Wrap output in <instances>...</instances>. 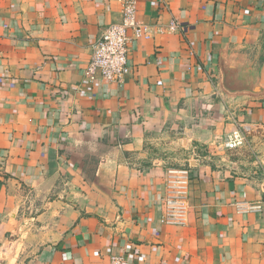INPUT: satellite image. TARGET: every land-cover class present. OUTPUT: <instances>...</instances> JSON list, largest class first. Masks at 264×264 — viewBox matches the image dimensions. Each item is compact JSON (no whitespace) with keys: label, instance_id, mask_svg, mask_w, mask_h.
<instances>
[{"label":"crops","instance_id":"crops-1","mask_svg":"<svg viewBox=\"0 0 264 264\" xmlns=\"http://www.w3.org/2000/svg\"><path fill=\"white\" fill-rule=\"evenodd\" d=\"M120 1L0 0V264H264V0H137L150 36L92 86ZM168 168L191 175L182 227L158 224Z\"/></svg>","mask_w":264,"mask_h":264},{"label":"built area","instance_id":"built-area-1","mask_svg":"<svg viewBox=\"0 0 264 264\" xmlns=\"http://www.w3.org/2000/svg\"><path fill=\"white\" fill-rule=\"evenodd\" d=\"M120 19L108 25L91 44V57L84 70L85 80L92 86L101 84L118 85L123 83L129 74L128 52L132 41L148 38L151 34L148 26L137 20V0H121ZM177 23L169 27L171 32L179 30ZM240 124L226 135L221 149L234 152L247 146ZM191 175L189 168H168L164 175L160 193L161 213L159 226L182 227L187 222L190 211L189 190ZM236 214L261 212L259 203L241 202L234 204ZM143 262L141 259L139 263ZM108 264H132L123 255H113ZM143 264V263H142Z\"/></svg>","mask_w":264,"mask_h":264},{"label":"rangeland","instance_id":"rangeland-1","mask_svg":"<svg viewBox=\"0 0 264 264\" xmlns=\"http://www.w3.org/2000/svg\"><path fill=\"white\" fill-rule=\"evenodd\" d=\"M216 81H219V79H215Z\"/></svg>","mask_w":264,"mask_h":264}]
</instances>
